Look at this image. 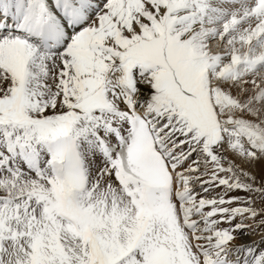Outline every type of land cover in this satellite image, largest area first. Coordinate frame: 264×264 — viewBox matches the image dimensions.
Listing matches in <instances>:
<instances>
[{
  "label": "snow or ice",
  "instance_id": "snow-or-ice-1",
  "mask_svg": "<svg viewBox=\"0 0 264 264\" xmlns=\"http://www.w3.org/2000/svg\"><path fill=\"white\" fill-rule=\"evenodd\" d=\"M0 264H264V0H0Z\"/></svg>",
  "mask_w": 264,
  "mask_h": 264
}]
</instances>
